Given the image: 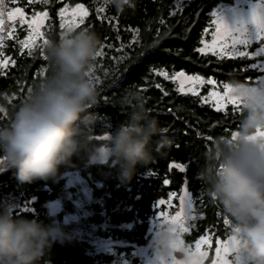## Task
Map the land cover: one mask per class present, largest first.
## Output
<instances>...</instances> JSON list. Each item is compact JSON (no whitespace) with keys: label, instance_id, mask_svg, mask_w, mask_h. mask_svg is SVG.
<instances>
[{"label":"trees","instance_id":"trees-1","mask_svg":"<svg viewBox=\"0 0 264 264\" xmlns=\"http://www.w3.org/2000/svg\"><path fill=\"white\" fill-rule=\"evenodd\" d=\"M234 1L135 0L134 8L119 13L105 5L103 0H48V4L36 0L32 5H27L25 0L13 5L11 0H6L8 10L20 6L25 8L28 15L47 11L49 16L41 30L45 34L43 38L47 39H58L61 33H68L67 22L71 18L65 14L66 27L60 29V7L67 6L71 11L80 3L88 9L85 24L79 29L87 26L97 32L102 41V55L94 64L96 76L100 78L97 85L99 103L90 110L97 117L94 133L97 140L106 134L108 128L128 120L130 109L123 107L120 101L126 91L134 89L144 95L146 106L158 118L160 125L170 129L165 134L174 142L170 150L158 153L148 166H137L130 182L119 179L118 165L91 163L83 153L74 156L70 164L61 166L55 179L21 184L16 179L14 168L0 173V205L11 204L16 213L36 218L44 224L54 223L55 218L50 214L48 204L59 199L65 190V175L80 173L94 197L92 222L110 226L100 235L130 245L116 247L114 253L109 254L98 251L90 240L67 236L52 245L41 264H113L115 257L127 259L130 264H142L134 256L133 246L150 244L159 212L171 216L179 210V196L185 180L189 181V190L198 201L195 207L204 217L200 222L204 226L203 234L212 238L210 260L215 254V239L226 241L231 235L230 227L222 222L227 214L218 202L208 200L203 181L193 177L206 162V154L215 139L229 135L238 128L241 112L239 109L233 111L230 104L224 111L217 112L215 101L202 103L191 93L180 92L177 81L171 78L166 80L157 72L167 71L171 77L173 73L183 71L187 75L214 78L219 81L215 86L217 91H222L224 84L237 78L256 84L263 76L256 59L225 58L220 63V57H211V54L205 56L195 51V48L202 46L199 43L201 39L211 40L214 10L221 4ZM15 27V34L7 37L3 48H0L3 58L11 57L16 61L14 66L0 71V107L5 109L0 113V124L8 122L13 107L49 70L48 62L39 54L43 48V38L38 39L33 55L29 56L27 49H22L20 45V41L27 37L28 30L18 23ZM205 29H208L207 33ZM258 47L259 43H256L248 51ZM237 48L247 50L242 45ZM115 82H121L120 86L111 87ZM156 84H160L161 88L157 89ZM210 90L212 86H204L200 93L206 96ZM164 91L169 95L164 96ZM169 108L172 109L171 113L168 112ZM225 113L231 114L226 116ZM209 136L212 140L207 139ZM172 163L191 166L186 174H182L178 169L169 167ZM165 178L170 181L168 185L163 184ZM171 191L177 195L169 206L167 200ZM160 199L166 203L157 204ZM62 217L63 213H60L58 218ZM197 238L195 232L186 235L189 244H193ZM231 258L234 260L236 256Z\"/></svg>","mask_w":264,"mask_h":264},{"label":"clouds","instance_id":"clouds-1","mask_svg":"<svg viewBox=\"0 0 264 264\" xmlns=\"http://www.w3.org/2000/svg\"><path fill=\"white\" fill-rule=\"evenodd\" d=\"M103 3L119 13L135 7V0ZM101 43L97 32L81 28L44 46L49 70L0 124V165L14 168L19 183L55 179L61 166L81 153L91 163L118 165L119 179L130 182L137 166H148L173 147L144 95L134 89L120 101L130 109L128 120L95 138L97 117L90 110L99 103L94 64ZM229 84L242 104L236 135L215 139L198 175L230 220L234 256L244 264H264V84L240 78ZM65 238L58 224L0 205V264H41L52 245ZM179 240L175 224L158 221L150 242L154 264H203Z\"/></svg>","mask_w":264,"mask_h":264},{"label":"snow or ice","instance_id":"snow-or-ice-1","mask_svg":"<svg viewBox=\"0 0 264 264\" xmlns=\"http://www.w3.org/2000/svg\"><path fill=\"white\" fill-rule=\"evenodd\" d=\"M36 0H25L27 5H32ZM44 4H48V0H42ZM13 5H17L19 0H11ZM69 11L67 6L60 7L59 9V17H60V29H65V14ZM98 11H102V9H98ZM49 13L47 11H39L34 12L31 18H27L25 14V8L20 6H13L10 10H8V5L6 0H0V48L4 46L5 35L8 38H11L16 32V24L19 23L21 26L27 25L28 38L27 41L21 40L20 45L22 48L27 49V54L29 56L33 55V49L36 47L35 39L36 37L43 38L45 34L41 31V27L44 24V21L48 18ZM71 16L78 17V22L73 20H69L67 22V30L68 33L72 32L74 29H79L81 25L85 24V18L88 16V9L85 8L83 4H76L74 8L71 9ZM7 22L11 25V27L6 31V19ZM251 25L255 29V40L259 43V47L254 51H245L239 50L237 48L238 45H242L245 49L249 48L253 41L246 38L245 33L247 28L245 26H241L238 28H233L229 24L225 23L220 19H213L212 24L215 26L214 30L211 32V40L210 42L205 39H201L199 41L200 47L195 48L197 53L208 56L211 54V57H220V63H223L225 58L229 59H249L255 60L258 58H264V7L257 6L251 12ZM83 28H88L84 26ZM206 33L208 29L204 30ZM66 33H61L60 37ZM49 39L43 38V48L40 49V56L43 57V60L47 62V57L44 54V46L47 45ZM179 55V53H177ZM102 55L100 51L98 53V57ZM3 56V52H0V57ZM9 62L14 66L16 61L9 57L8 59L0 58V69H7L9 67ZM258 66L264 68V59H259ZM157 75L163 76L164 79L171 78L173 81L179 80L180 82V92H185L184 84L185 82H189L190 86L187 89V93H191L192 96L197 97L202 103H208L210 101H215V109L217 112L224 111L227 104L232 105L233 111L239 109L241 112L242 104L238 97L233 96L231 94L230 84H224L222 92L215 90V86L219 84V81L214 78H207L202 75H185L183 71L178 73H173L171 77L167 71H159ZM97 81V85L100 84V78L95 76ZM121 82H115L111 85V87H119ZM256 84H264V78L259 79ZM199 86H212V90L208 91L207 95H202L198 89ZM155 87L157 89L161 88L160 84H156ZM102 89V85H101ZM164 96H168L169 93L167 91L163 92ZM5 110H0V113ZM172 109L169 108L168 112L171 113ZM231 113H225V115H230ZM159 115V113H158ZM165 133H168L170 129L168 127L164 128ZM186 134V133H185ZM233 138L236 133L231 132ZM264 135V133H260ZM208 140H212V137H207ZM179 147L178 144L175 145ZM192 147V145H188ZM193 159L195 157L193 156ZM191 166V165H189ZM184 163H172L169 165L170 168L178 169L182 174H186L188 171V167ZM193 179H200L199 175H195ZM170 181L165 178L163 180L164 185H168ZM184 186L182 188V194L179 196L180 207L179 210L175 212L174 215H167L163 211L160 212V219L166 222H170L176 225V229L180 235L179 243L181 245H187L197 256L203 258V264H205V259L208 257V252L202 250V245L210 246L212 238L203 234V225L200 223L203 220V215L201 212L197 210L195 205L197 204V200L193 198L191 191L189 190V181L185 180ZM176 192L171 191L168 193L167 203L171 206V200L176 197ZM208 200L214 202L213 198L208 194ZM166 201L164 199H160L157 201V204L164 205ZM223 224L230 227V220L227 216L223 218ZM200 229V231H196ZM231 229V228H230ZM195 232V235L198 236L195 239L194 245L185 242V235ZM219 235V233L217 234ZM215 258L211 260V264H235V261L229 259L230 256H234L236 251V242L235 238L230 235L228 239H215Z\"/></svg>","mask_w":264,"mask_h":264},{"label":"rangeland","instance_id":"rangeland-1","mask_svg":"<svg viewBox=\"0 0 264 264\" xmlns=\"http://www.w3.org/2000/svg\"><path fill=\"white\" fill-rule=\"evenodd\" d=\"M257 6L264 7V0H235L231 4H221L219 7H217L214 10L213 19L218 18L224 21L225 23L229 24L233 28L245 26L247 28V31L245 33L246 38L253 41L252 45L256 43L258 44V42H256L255 40V36H256L255 29L250 22L251 12ZM102 8L104 9L105 6H103ZM31 16L32 15L26 14V17L29 19L31 18ZM66 16H69V18H71V20L75 22H78L79 20L78 17L71 16V11L67 12ZM5 19H6L5 28L7 31L10 27L6 17ZM45 23L46 20L44 21L43 26L45 25ZM43 26L41 27V30ZM22 27L29 31L27 25H23ZM6 38L7 35H5V40ZM27 38L28 35L23 40L27 41ZM39 38L40 37H36L35 44L37 43ZM22 49H26V48H22ZM248 50L249 49L247 48L246 51ZM2 59H8V58L2 57ZM259 59H264V58L256 59L257 64L259 63ZM10 65H12L11 62H9V66ZM259 69L263 73L262 78H264V68L259 67ZM2 70L5 69H0V71ZM96 71L97 68L94 67L95 76L97 73ZM177 82L179 83V87H180L179 80H177ZM189 86H190L189 82H185L184 84L185 93H187V89ZM203 87L204 86L197 85L198 91L201 92ZM10 169L12 168L7 165H0V173H4L5 171H8ZM65 178H66L65 190L62 192L59 199L52 201L48 204L49 212L55 218L54 223L61 226L63 228V231L67 234L68 237H74L79 240H90L93 243V246L98 251L113 254L114 249L116 247H130V245L127 243L104 238L100 235L102 232H105L110 226L109 224L106 223L102 225H96L92 222L91 220V217L93 216L92 202L94 200V197H93L92 189L85 182L82 175L80 173H68L65 175ZM25 210H29V209H25ZM60 213H63V217L61 219L58 218V215ZM157 218L158 221L161 220L160 212L157 215ZM158 221L154 223L153 235L158 227ZM186 235H185V242L187 243ZM194 243L192 245H194ZM210 249H211V245L210 246L202 245V250L208 252V257L205 259V264H211V260L215 258V254H214V257L210 260L209 257L211 253ZM133 253L134 256L139 258L142 264H154V261L152 259L153 254L150 244L148 246H143V247H139L136 245L133 246ZM214 253H215V249H214ZM229 259H232L231 256L229 257ZM234 261L235 264H244L243 259L238 255H236ZM113 264H130V262L127 259L115 257V261Z\"/></svg>","mask_w":264,"mask_h":264}]
</instances>
